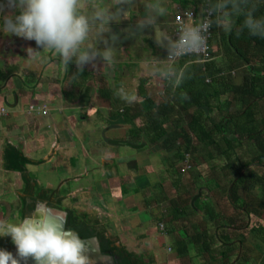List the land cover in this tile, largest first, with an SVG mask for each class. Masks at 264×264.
Instances as JSON below:
<instances>
[{
	"label": "crops",
	"instance_id": "0c3cea01",
	"mask_svg": "<svg viewBox=\"0 0 264 264\" xmlns=\"http://www.w3.org/2000/svg\"><path fill=\"white\" fill-rule=\"evenodd\" d=\"M202 1L170 0L156 27L139 30L143 0H133L129 18L105 33L119 36L116 65L97 57L79 73L51 51L44 52L47 62L30 61L28 48H43L0 29V219L19 222L45 201L55 214L102 233L136 264H264V98L259 124L233 131L232 140L215 134L214 144L204 135L196 142L188 130L194 117L242 110L250 100L246 84L260 71L257 61L240 63L227 45L230 31L214 24L211 71L221 69L217 76L226 85L216 80L203 90L200 79L212 78L196 58L177 62L189 64L185 88L140 63L150 55L166 59L168 49L156 38L167 31L176 39L175 18L185 11L198 22ZM262 4L248 0L246 7ZM18 13L0 0V28L3 16ZM122 86L137 101L125 100ZM198 105L211 109L201 115ZM185 145L193 168L181 175ZM0 248L17 254L10 236L0 237Z\"/></svg>",
	"mask_w": 264,
	"mask_h": 264
},
{
	"label": "clouds",
	"instance_id": "9594fccd",
	"mask_svg": "<svg viewBox=\"0 0 264 264\" xmlns=\"http://www.w3.org/2000/svg\"><path fill=\"white\" fill-rule=\"evenodd\" d=\"M264 3V0H259ZM248 0H215L209 8L207 18L199 22L186 20L181 23L179 38L173 39L167 31H161L157 42L167 47V59L146 56L142 65L159 79L170 81L174 88L183 83L188 63L178 65L180 57L189 54L198 56L206 47L209 29L215 24L225 31L234 27V18L244 16L243 28L251 35L264 37V17L255 15L256 6L246 7ZM124 5H128L125 10ZM133 0H9V6L18 8L16 15L2 17L3 31L28 40H35L42 51L28 48L30 61L47 62L45 51L59 56L67 70L71 63L82 72L86 64L100 57L105 65L115 66L118 62L116 42L119 36L111 32V23L129 18ZM144 15L137 22V29L158 25V18L169 14L170 0H143ZM213 14H215L213 18ZM191 16V13H187ZM133 34L134 33H130ZM111 41V43H110ZM167 41L165 44L164 42ZM103 42V48L98 45ZM124 99L137 101L134 92H126ZM187 96V93H181ZM63 215L55 214L45 201H37L30 215L16 223L0 219V237L10 236L16 245L17 254L0 248V264H21L33 258L37 264H93L88 248L79 233L67 227Z\"/></svg>",
	"mask_w": 264,
	"mask_h": 264
},
{
	"label": "trees",
	"instance_id": "16d2710c",
	"mask_svg": "<svg viewBox=\"0 0 264 264\" xmlns=\"http://www.w3.org/2000/svg\"><path fill=\"white\" fill-rule=\"evenodd\" d=\"M255 15L258 17H264V4L261 5L259 10H256ZM244 16L240 15L239 19L236 22V26L230 31L228 36L227 45L228 48L234 53H236V59L240 61V63H244L247 65H252L257 61L259 72L253 74L249 84H246L244 93L250 97V100L244 103L245 107L237 111L233 114H228L227 117H194L192 121L188 123L189 132L195 137L196 142L204 141L202 135L206 136L207 140H210L211 143H215V134L218 136H224L225 139L232 140L231 134L233 131L244 129H253V127L259 124L258 117L261 116V111H258L259 102L264 98V55L262 54L258 58H254V56H249V50L251 48L256 49V51L263 53L264 52V37L253 36L250 34L247 28H243ZM214 28V24H213ZM214 65V64H213ZM205 71L208 76H211L212 81L209 83L205 82V78L200 79L199 84L203 87V90H211L215 86L216 80L221 81L223 85H226V77H218L217 73H220L221 69L213 70L212 62H208L205 65ZM251 70L252 69L251 67ZM205 74V75H206ZM216 75V76H214ZM216 78V79H214ZM186 77L181 84L185 88V84H187ZM226 87V86H225ZM186 92V91H185ZM190 94L189 92H186ZM219 104V102H217ZM206 107L208 110L211 109L208 105H198V110H200V114L204 115L203 108ZM217 112H219V105H217ZM218 118V121L215 119ZM220 118V119H219ZM212 122L211 130L214 133L208 134L207 125ZM262 123V121H260ZM163 122H160L162 125ZM230 134V135H229ZM228 144V143H227ZM187 150V146H184ZM181 150V158L183 157V151ZM182 160V159H181ZM67 227L73 228L76 230L82 239L95 237L99 241L100 250L102 253H111L114 256H117L116 264H136L135 259L131 254L126 251L116 248L112 242L107 240L102 233L97 231H91L88 227H85L82 223L76 222L71 215L67 217ZM226 257V256H225ZM134 261H133V260Z\"/></svg>",
	"mask_w": 264,
	"mask_h": 264
},
{
	"label": "built area",
	"instance_id": "2783aa9c",
	"mask_svg": "<svg viewBox=\"0 0 264 264\" xmlns=\"http://www.w3.org/2000/svg\"><path fill=\"white\" fill-rule=\"evenodd\" d=\"M214 3H215V0H203L202 1V4L204 6L202 18L208 17V15H209L208 10H209L210 6L213 5ZM187 13H189V12L185 11L175 18L176 39L179 38L178 28H179L181 23L185 22L186 20H191L193 22H197L193 13L190 12L191 16H188ZM214 16H215V14H213V18H214ZM212 31H213V26L209 29V34H208V39H207V47L201 53H199L198 56L196 54H189V55L180 57L178 59V61H180L184 58H196L200 63H203V64L210 62L213 58L212 57V51H211ZM167 57H168V54L166 56V59H167ZM233 74H234V72H232V75ZM206 81L210 82V79H207ZM4 112H5L4 110H0V115H3ZM29 112H34V107H30ZM42 113L44 114L45 112H42ZM192 168H193V164H192V159H191V153L189 150H184L183 157H182V160L180 163L179 173L181 175H184V174L188 173ZM163 228H164L163 224H160V229L163 230Z\"/></svg>",
	"mask_w": 264,
	"mask_h": 264
},
{
	"label": "water",
	"instance_id": "95a60500",
	"mask_svg": "<svg viewBox=\"0 0 264 264\" xmlns=\"http://www.w3.org/2000/svg\"><path fill=\"white\" fill-rule=\"evenodd\" d=\"M114 144H117V145H130L129 143H122V142H112ZM194 202V199L192 201V204ZM87 248H88V255L90 257V259L92 260L93 264H115L114 261L117 259V257L115 256H112V255H104L101 250H100V247H99V243L97 241L96 238L94 237H90V238H86V239H83ZM92 255L96 256V260L92 259ZM21 264H37V262L29 257L27 260H22Z\"/></svg>",
	"mask_w": 264,
	"mask_h": 264
},
{
	"label": "bare ground",
	"instance_id": "6f19581e",
	"mask_svg": "<svg viewBox=\"0 0 264 264\" xmlns=\"http://www.w3.org/2000/svg\"><path fill=\"white\" fill-rule=\"evenodd\" d=\"M91 257H92V259H94V260H96V258H97V257H96V256H94V255H92Z\"/></svg>",
	"mask_w": 264,
	"mask_h": 264
},
{
	"label": "flooded vegetation",
	"instance_id": "af4514ba",
	"mask_svg": "<svg viewBox=\"0 0 264 264\" xmlns=\"http://www.w3.org/2000/svg\"><path fill=\"white\" fill-rule=\"evenodd\" d=\"M100 247V246H99ZM104 255H109V254H106V253H103Z\"/></svg>",
	"mask_w": 264,
	"mask_h": 264
}]
</instances>
